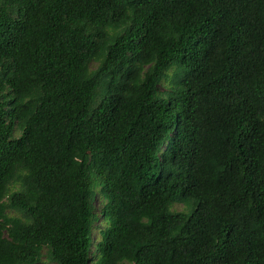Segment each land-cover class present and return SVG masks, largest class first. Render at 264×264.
Masks as SVG:
<instances>
[{
    "label": "trees",
    "instance_id": "1",
    "mask_svg": "<svg viewBox=\"0 0 264 264\" xmlns=\"http://www.w3.org/2000/svg\"><path fill=\"white\" fill-rule=\"evenodd\" d=\"M40 262L264 264V0H0V264Z\"/></svg>",
    "mask_w": 264,
    "mask_h": 264
},
{
    "label": "rangeland",
    "instance_id": "2",
    "mask_svg": "<svg viewBox=\"0 0 264 264\" xmlns=\"http://www.w3.org/2000/svg\"><path fill=\"white\" fill-rule=\"evenodd\" d=\"M97 64L96 63H92V67H95ZM184 208V206L182 204H175V207L174 209L175 210H182ZM37 264H50V263H47V262H40V263H37Z\"/></svg>",
    "mask_w": 264,
    "mask_h": 264
}]
</instances>
